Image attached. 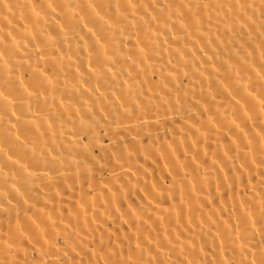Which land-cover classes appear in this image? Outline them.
<instances>
[{
  "label": "bare ground",
  "instance_id": "bare-ground-1",
  "mask_svg": "<svg viewBox=\"0 0 264 264\" xmlns=\"http://www.w3.org/2000/svg\"><path fill=\"white\" fill-rule=\"evenodd\" d=\"M0 264H264V0H0Z\"/></svg>",
  "mask_w": 264,
  "mask_h": 264
}]
</instances>
